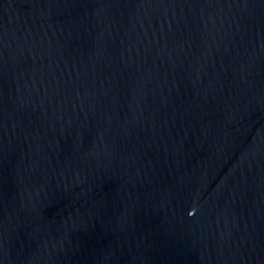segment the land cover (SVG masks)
<instances>
[{"label": "water", "instance_id": "1", "mask_svg": "<svg viewBox=\"0 0 264 264\" xmlns=\"http://www.w3.org/2000/svg\"><path fill=\"white\" fill-rule=\"evenodd\" d=\"M0 264H264V0H0Z\"/></svg>", "mask_w": 264, "mask_h": 264}]
</instances>
